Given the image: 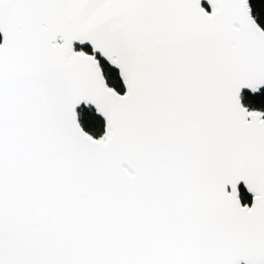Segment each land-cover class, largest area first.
<instances>
[{
    "label": "snow or ice",
    "instance_id": "obj_1",
    "mask_svg": "<svg viewBox=\"0 0 264 264\" xmlns=\"http://www.w3.org/2000/svg\"><path fill=\"white\" fill-rule=\"evenodd\" d=\"M0 264H264V0H0Z\"/></svg>",
    "mask_w": 264,
    "mask_h": 264
}]
</instances>
